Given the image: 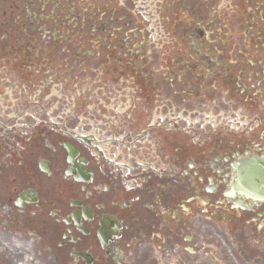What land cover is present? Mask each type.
Segmentation results:
<instances>
[{
    "label": "flooded vegetation",
    "instance_id": "flooded-vegetation-1",
    "mask_svg": "<svg viewBox=\"0 0 264 264\" xmlns=\"http://www.w3.org/2000/svg\"><path fill=\"white\" fill-rule=\"evenodd\" d=\"M141 1L0 0V264H264V0Z\"/></svg>",
    "mask_w": 264,
    "mask_h": 264
},
{
    "label": "rangeland",
    "instance_id": "rangeland-1",
    "mask_svg": "<svg viewBox=\"0 0 264 264\" xmlns=\"http://www.w3.org/2000/svg\"><path fill=\"white\" fill-rule=\"evenodd\" d=\"M169 1H170V0H167V1H165V3H168ZM228 1H229V0H226V3H225V4L228 5ZM230 1H233V0H230ZM236 1H237V3H239V4L241 5L242 8L245 7V5H244L245 0H236ZM159 7L161 8L160 12H159L158 9H157L154 13H158V14H160L161 17L169 16V15L167 14V12L164 10V5H161V4H160ZM151 20H152V19H151ZM149 24H150V20L145 21V23H144V25H145L146 28L151 29V28L149 27ZM215 28H216V27H215ZM163 41H164V42H162V43H164V44H167V43H168V40H167V39H164ZM151 42H153V40H152ZM150 46H151V45H150ZM148 55H149V54H148ZM146 60H149V59L146 58Z\"/></svg>",
    "mask_w": 264,
    "mask_h": 264
}]
</instances>
